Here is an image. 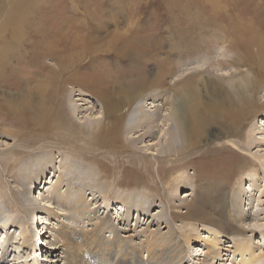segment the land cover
Masks as SVG:
<instances>
[{
    "label": "rangeland",
    "instance_id": "374dc122",
    "mask_svg": "<svg viewBox=\"0 0 264 264\" xmlns=\"http://www.w3.org/2000/svg\"><path fill=\"white\" fill-rule=\"evenodd\" d=\"M15 8H20L23 12L22 24L26 27L13 23L16 25L13 28L16 31L13 30L3 39L1 33L4 27L0 25V56L8 55L10 51L12 53L9 59L1 58L5 67L0 68V75L8 73V81L0 83L3 92L0 107L5 102L12 111L23 115L41 113L44 110L53 113L63 108L68 111L74 125H58L48 133L47 140L33 147L23 148L25 140L27 141L29 136L37 134L38 131L29 129L24 135L18 134L15 128L2 120L0 112V162L8 164L9 156L16 151L24 153L20 157H26L20 167L21 170L6 173L0 166V220H5L7 225L3 227L0 224V264H61L63 256L67 260L70 256L73 264H89L86 252L88 248L80 247L82 244L77 245L74 237L82 238L84 231L92 228L93 224L86 223V220L74 222L68 214L69 209L63 207L57 209L55 204L49 202V193L53 182L63 175L58 163L61 155L80 154L86 157L90 154L94 140L90 134L89 123L104 122L101 110V102L107 100L104 95L111 97L112 102L120 103L122 99L119 94L120 89L131 88V84L138 79L145 82L146 94L157 92L154 88L168 92L172 87L173 81L170 77L173 73L183 70L187 62L189 68L197 69L204 63L203 68L189 73L186 77L191 82L194 80L187 91L192 103L202 102V97L212 93L210 90L215 88L220 90L219 94L224 103L218 105L216 109H207L201 104V110L191 111L190 130L203 119L207 118L213 122L219 118L220 113L229 122L235 124L236 119L240 117L237 115L239 106H242L244 111L248 108V103L254 101H257V105L262 109L250 120L252 123L250 122L249 126L258 123L259 130H263L260 124L261 121L264 123L262 97L264 67L259 62L261 51L259 48L264 47V0H0V22L5 20L6 14H10ZM39 10L44 11L42 15H37ZM84 10H88L90 16L84 18L82 25H77L74 20L75 15H80ZM100 10L107 17L100 18L95 14V11ZM116 12L120 14L116 16ZM196 17L202 18V22H197V25L193 22ZM34 22L38 24L37 28H35L36 24L28 27ZM244 24L248 25L250 31L251 28L258 31L246 35ZM5 26L12 29L9 22H6ZM245 29L248 31L246 27ZM124 34L141 47L140 55H134V52L126 53L124 61L117 55L112 57L110 53L105 55L95 52L88 56L81 55L77 64L68 68L69 73L63 76L65 72L62 71L60 64L66 65L61 57L62 52L68 50L67 46L73 43L78 45L74 51L75 55L82 53V49L88 44L94 49L99 47L105 51L107 43L114 39L120 38V41H126L122 37ZM244 35H246L244 37L246 49L239 61L234 55V47L241 46ZM63 36L66 40L61 46L58 41L63 40ZM42 39L47 40V43ZM193 46L198 47V51L190 53L189 59H183L181 56ZM143 48H152L150 51L153 53L148 55L150 52H146ZM170 49H175V54L170 58L172 62L168 63L161 76L160 63ZM140 56L147 58L143 67L137 62ZM131 62L135 64L132 65ZM52 70L55 71L56 76L61 74L70 84L59 85L55 90L54 84H50L46 76ZM61 76L56 78L58 83L62 80ZM158 77L160 80L151 88L149 83L158 80ZM177 89L178 93L186 94L180 89V85ZM70 100L83 109L75 117L67 106ZM145 105H149V100ZM221 109L224 110L219 112ZM106 124L104 122L105 126ZM218 138H207L200 143L202 148L211 150L213 148V151L220 152L213 160L205 161L212 162L211 166H205L203 169L202 163L205 162L196 160V156H191L184 161L182 170L170 176L169 185L159 184L161 169L158 170L154 162L155 157L152 156L155 146L149 147L152 150L145 149L146 153L151 154L146 156L150 175L144 178L146 185L139 186L137 191L147 193L151 202L146 207L127 203L126 206L130 209L128 222L123 219L125 213L119 210L124 208L118 200L120 195L117 196L114 192L119 191L124 197L134 191V186L131 188L115 185L118 191L115 189L108 192L107 204L102 203L105 196L101 190L90 191L91 187H86L85 197L89 202L88 207L93 213V218L95 217L93 221L107 217L110 224L117 227L115 231L119 230L118 235L125 240L131 239V244L136 245L140 253L142 252L141 258L145 260L146 253L142 243L147 241L148 233L151 231L155 233L158 226L161 232H165V224L154 219L162 205L176 234L179 237L186 234L189 246L191 244L193 245L191 247L195 246L194 249L185 251L186 258L182 264H199L204 258L205 247L208 245L205 242L217 238L222 241L221 245H224L231 242L234 233L240 237L243 234L241 250H237V254H231L232 249L220 248V253L223 254L212 264H246L245 259H251L252 264H264V169L262 171L261 168L264 164V144L259 147L253 146L248 152L236 147L241 146V143L236 145L235 142L243 141L242 138L232 137L235 148L231 147L243 157L241 164L245 168L242 171L237 168L236 171L229 169L228 166L232 165L234 160L223 149V139ZM62 141L66 144H60ZM34 148L40 149L32 151ZM40 151L51 153L54 166L52 168L45 162L47 173L44 175L46 185L43 189V180L37 178L35 172V163H40L38 160L39 155L42 154ZM125 154L124 152L113 158L120 160V169L114 168L113 161L106 164L109 162V160L103 161L106 157H98L102 161L101 168L105 172L110 169L107 181L111 180V176L113 183L118 184L120 179H131L138 174L136 168L133 172L135 176H130L129 172L132 171L122 170V162L126 161ZM225 155L226 158L221 159ZM163 158L167 160V156L164 155ZM251 162L255 168L246 165ZM142 163L140 162L139 166L143 168L144 163ZM115 165L118 166L117 163ZM169 165L167 161L165 168ZM214 168L218 170L217 173L212 171ZM254 170L257 172L253 173ZM18 173L28 179L27 184L16 177ZM180 173L184 174V178L179 177ZM40 183L41 188L37 190ZM23 187L25 191L29 189L31 201L37 206L34 214L36 218L33 214L25 217L22 211L28 204L20 199L19 193L24 191ZM63 187L62 185V191ZM239 189L247 191V195L242 196V206L246 213V217L242 220L229 217L233 214L234 196H237ZM39 193L40 198H38ZM64 216L65 220H69L67 229L62 225L66 224L63 223L64 220L61 222ZM24 220H27L28 234L23 227H18ZM57 231L69 234L73 242L67 240L68 245L62 243V240L56 242L53 234ZM114 234L109 231L104 233L108 238H112ZM194 237L199 238L197 244ZM15 246L17 249L14 248ZM186 248L183 247L184 250ZM224 250H229V253ZM62 252L65 253L61 255Z\"/></svg>",
    "mask_w": 264,
    "mask_h": 264
},
{
    "label": "bare ground",
    "instance_id": "6f19581e",
    "mask_svg": "<svg viewBox=\"0 0 264 264\" xmlns=\"http://www.w3.org/2000/svg\"><path fill=\"white\" fill-rule=\"evenodd\" d=\"M43 12L44 11L39 10L37 15L38 14L42 15ZM29 13L31 14V10H29ZM95 14L98 15L100 18L107 17L105 14H103L102 10L95 11ZM119 14H120L119 12H116V16H118ZM89 16L90 14L88 10H84L80 15H75L76 18H74V20L77 25H82L84 22V18H88ZM22 17H23V12L20 10V8L18 9L15 8L11 11L10 14L9 13L6 14L4 18L5 20H2V22H0V25L4 27V30L1 33L3 39L6 38V36L9 33L13 32L14 30L13 28L14 26H16L15 24L26 27L24 24H22ZM46 21L48 20H45V22ZM6 22H9L11 24L12 29L10 27L5 26ZM193 22L195 25H197V22H202V18L196 17V20L193 19ZM35 24L36 22L31 23L28 25V27ZM37 25L38 24L35 25V28H37L36 27ZM243 26L246 35H248L249 32H253L255 34L258 31L257 29L254 28H251L250 31L248 25L244 24ZM245 27L248 29V31L245 29ZM246 35H244L241 40L242 42L241 46L234 47V55L239 59V61H241L242 54L246 49V42L244 40V37ZM122 37H124L126 41H120V38L114 39L107 43L105 51L99 47L98 49H94L90 47L88 44L86 47L82 49L83 50L82 53H80L79 55H75L74 51L78 47V45L73 43L70 46H67L68 50H64L62 52L63 56L61 57L62 60H65L66 65L60 64L62 71L65 72L63 76L69 73L67 71L68 68H71L74 64H77L81 55L88 56L95 52L105 55L110 53L112 57H114L115 55L119 56V59H123L122 61H124L126 53L134 52V55H140L141 47L135 41L130 40L129 37L126 36L125 34ZM196 37H198L197 34ZM62 39L63 40L58 41V43L61 46L65 44V40H66V39L64 40V36ZM43 41L47 43L46 42L47 40H43ZM143 49H145L146 52H150L148 53V55L153 53V51H150L152 50V48L150 49L143 48ZM259 49L261 50L259 62H261L262 66L264 67V47ZM196 51H198V47L193 46L192 49L186 51L185 55L181 57L183 59H189L188 55L190 53H195ZM146 52L143 51L144 54H146ZM11 54L12 53L10 51L8 55L0 56V68L5 67L1 58L9 59ZM174 54H175V49H170L168 51V55L164 57V59L161 61L160 63L161 66L159 65L162 69L161 76L163 75L168 63L172 62L170 58ZM199 55H201V52H199ZM146 59L147 58L140 56V58H138L137 60L139 66H142L145 63ZM178 60L180 59L178 58ZM131 63L132 65L135 64L134 62ZM188 64L189 62H187L184 65L183 70H180V72L178 73L175 72V74L173 73V75L170 77L173 83L171 85L172 87L169 88L168 92L167 90L164 92L161 88L160 89L154 88V90H157V92L146 94L145 82L142 79H138L137 82H134L135 84L134 83L131 84V88L120 89L119 94L122 96L120 103L115 101L112 102L113 100L111 97H107V95H104L103 97H105L107 100L101 102L102 105L101 110L104 117L103 120L107 124L105 126L104 122L101 123L100 121H97L95 123H89V128L91 129L90 134L92 135L94 140V144L91 147L90 154L86 157L80 154L77 156H74L72 154L61 155L58 163H59V169L63 175L57 177V180L53 182L52 190L49 193V202L55 204L56 207H58L57 209H61L62 207L65 209H69V211L67 210L68 214H70V216L72 217L71 219L74 222H78V221L83 222L84 220H86V223H90V225L93 224L92 228L84 231V233L82 234V238L74 237V240H76L74 242L77 245L82 244L80 247L85 246L88 248V250L86 251L87 259H88L87 263L89 264H182L183 260L186 258L185 257L186 254L184 256V253H186L187 250L189 249L195 248V246L191 247L193 246L192 244L189 246L185 232H184L185 235L179 237L176 234L175 230L172 229L167 217L168 216L167 212L165 208L161 205L159 211L157 212L158 215L156 214L157 216H155L154 219L159 220V222L165 224L164 226L165 232H161L158 226V228L156 229L157 231L155 233L152 231L148 233L147 241H144V243H142L144 244V252L146 253V259L145 260L142 259L141 258L142 252L140 253L136 245L131 244L132 240L131 239L125 240L122 236H119L118 235L119 230L117 229L118 233L115 231L117 227L112 226L107 217L96 222L93 221L95 217L93 218V213L91 212V209H89L88 207L89 202H87V199L85 197L86 189L89 188L88 186L91 187L89 188L90 191L92 189H97V190H101L102 193H104L105 199H103L102 202L103 204L105 203L107 204L108 202L106 200L107 194L110 190L113 191L116 189L114 187L115 185L117 187L127 186L131 188L132 186H134L133 187L134 191L129 192L128 195L124 194L125 195L124 197L123 195L120 194V192L117 189L116 190L118 192H114L117 196L120 195L118 200L124 205V208H119V210L122 211V213H125L123 219L125 222H128V214L130 209L129 207L126 206L127 203H132L134 205H141L143 207H146V205L151 202V199L148 198L147 193L137 191L138 190L137 188L139 186L146 185L144 178L150 175L149 166L146 164V160H147L146 156L151 154L146 153V151H144L145 149L152 150V148L149 147L155 146V148L153 149V151L155 152L152 154V156L155 157L154 162L156 163L158 170L161 169L159 184L164 185L166 183L167 185H169L171 183L169 180L170 176L174 172H177L178 170H182L184 166V161L186 159H189V157L196 156L195 157L196 160L205 162V161L213 160L215 156L220 154L219 151H213V148L211 150L209 148H202V146H200V143L205 141L207 138L216 139L218 137H221L220 139H223L224 142V144H222L223 149L226 150L228 156L232 157L234 160L232 165L230 164V166L228 167L229 169L236 171L237 168L240 171H242L245 168L241 164L243 163V159H242L243 157H240V155H238L235 152V150L231 147L234 146V142L231 140L232 137L242 138L243 141L239 140V142H235L236 145H238L237 143H241V146L238 145L236 147L237 149L241 147L242 149L248 152H250L253 146L259 147L262 144H264V123H262L263 121H261L260 124V127H262L263 130H259V126H257L258 123L256 125L252 124L249 126V123L251 122L250 120L255 118L254 115H256V113L262 109L260 106L257 105V101H254V103L253 102L248 103V108L245 109L244 111H242L243 107L239 106L237 110V115H240V117L239 119H236L235 124L229 122V120H227V118H224L222 113H220L219 118L215 119L213 122H210L207 118L203 119L202 121H198L196 126L192 130H190L189 118L191 111L201 110V104L204 108L216 109V107L224 103V101L221 100L219 94L220 90H218V88H215L210 90L212 92L210 93L211 95L205 94V96L202 97L201 100L202 102L192 103L191 96L187 91L194 80H192L191 82V80L187 79L186 77L189 73L197 72L199 69L203 68L204 63L202 65H199L198 69L191 67L189 68ZM249 67L253 68L252 65H249ZM46 76L49 80V83L54 84L55 90L58 89L59 85H64L66 83L70 84V82L67 79H65L63 76H61V74L56 76L54 70H52L49 73V75ZM59 76L62 77L60 83L56 81V78ZM160 77H158L159 78L158 80H153L152 83H149L151 88L155 87L154 85L158 83ZM7 79H8V73L4 75H0V83L1 82L4 83L8 81ZM179 85H180V89L184 90L186 94L178 93L179 90L177 89V87L179 88ZM0 90H1V86H0ZM2 93L3 92L1 90L0 100L2 98ZM262 97L264 98V96ZM148 100H149V105H148L149 108L148 106L145 105ZM67 106L70 108L71 114H73L74 117L78 115L79 111H83V109H81L78 105H75L72 100L69 101ZM223 110L224 109H221L219 112ZM0 112L2 113L1 114L2 120L6 122L8 125L15 128L18 134L24 135L26 134V131L29 129H35L38 131L37 134H32L27 138L28 142L25 140V144L23 148L33 147L39 142L47 140L49 138L48 133L58 125H63V126L74 125L70 120L68 111L63 108L62 110L53 113L51 111L44 110L41 113L23 115L15 111H12L10 106L7 103L3 102L0 107ZM60 144H66V143L62 141L60 142ZM140 144H142V146H139ZM39 149L40 148H34L32 149V151ZM124 152L126 153L124 156L126 161L122 162L123 164L122 170L132 171L129 172L130 176H135L133 172H134V168H136V172L138 174L131 179L130 178L125 180L120 179L118 184L113 183L114 180H112L111 176H110L111 180L107 181L106 178L109 177L108 172L110 171V169H108L107 172H105V170L101 168L100 163H102V161L98 157L99 156L106 157L103 158L104 162L105 160H109V162L108 163L106 162V164H110L113 161L114 168L120 169L121 167L120 160L118 158L117 160L114 159L115 156L120 155L121 153L124 154ZM22 154L24 153L19 151L13 152L11 153V156H9L10 161L9 162L7 161L8 164L0 162L2 171L4 170L6 173H9L7 171H11L10 173H12L17 169L21 170L20 167L23 165L24 159L26 158V157H20V155ZM209 154H212V156H210ZM164 155L167 156V160L163 158ZM168 156H170L171 158H169ZM226 156L227 155L223 156L221 159L226 158ZM83 159H86V161H84ZM38 160L40 161V163H35V172L38 176L37 178L43 180V187H42L43 189L44 186L46 185L44 184V180H45L44 175L45 173H47L45 162L49 163V165L52 168H54V166L52 165L53 157L51 153H42L41 155H39ZM167 161L170 163V165L165 168ZM140 162L144 163L143 168L139 166ZM116 163L118 164L117 167L115 165ZM212 164H213L212 162L202 163L203 165L202 168L205 166H211ZM246 165L253 166L254 164L253 162H251V163H246ZM253 167L255 168V166ZM216 168H218L217 165ZM216 168L212 169V171L217 173L218 170ZM261 168L263 171L264 164L263 167L261 166ZM256 170H254L253 173L258 171ZM22 173H25V171H22ZM16 177L21 178L22 182H25L26 184L28 183V179L26 177L23 178V174L18 173ZM179 177L184 178V174L180 173ZM49 184H51V182ZM62 185L64 186L63 191L61 188ZM25 187H23L24 191L22 190L19 193L21 197L20 199L28 203L26 208H24L22 211H24L25 217L29 216L30 214H33V217H35L34 214L37 210V206L31 201L30 198L31 194L29 192V189L28 191H25ZM39 188H41V183L37 187V190ZM246 195H247L246 189L244 191L243 189L238 190L237 196H234L235 198L233 203L234 211L233 214L229 215V217L233 216L236 220L237 219L242 220L244 219V217H246V213L242 206V201H243L242 196H246ZM40 197L41 194L39 193L38 198ZM65 218L66 217L64 216L61 222H63L64 220L63 223L66 224L65 225L62 224V225L67 229L66 225L69 222V220H65ZM5 223H6L5 220H0V224L3 225V227L7 226L5 225ZM18 227H23L25 233L28 234L27 220H24V222L21 223V225L19 224ZM107 231L111 232L112 235L115 232L116 233L114 234V236H112V238H108L105 237L104 235V233ZM35 233H37V230H35ZM53 238L55 239L56 242L58 240H62V243L64 242V244H67V240L73 242V239H71L72 237H70L69 234L65 232L64 233L63 232L59 233L58 231L54 232ZM193 239L197 244L199 238L194 237ZM242 241H243V234L242 237H240L234 233V235H232L231 242H228L227 244L224 245H221L222 241H220L217 238H213L209 242L207 241L208 243L205 242L208 245H206L205 247L206 251L204 253V258L201 262H199V264H212L214 261L220 258V255L223 254L220 253L221 252L220 248L225 249L226 247L232 249V252L230 253L237 254V250H241L240 243ZM77 245L75 247H77ZM185 246L187 248L184 250L183 247ZM14 248L17 249V246H15ZM224 251L228 252L229 250L227 251L224 250ZM63 253L65 252H62L61 255H63ZM71 255L73 254L71 253ZM240 256H242V253H240ZM55 257L57 258V255ZM64 257L65 256H63L61 259L62 260L61 264H73L71 258H69L70 256L68 257V260ZM56 262H58V260ZM244 262H246V264H252L251 259H247V260L245 259Z\"/></svg>",
    "mask_w": 264,
    "mask_h": 264
},
{
    "label": "built area",
    "instance_id": "2783aa9c",
    "mask_svg": "<svg viewBox=\"0 0 264 264\" xmlns=\"http://www.w3.org/2000/svg\"><path fill=\"white\" fill-rule=\"evenodd\" d=\"M38 245H39V243H38ZM38 245H37V247H38Z\"/></svg>",
    "mask_w": 264,
    "mask_h": 264
}]
</instances>
